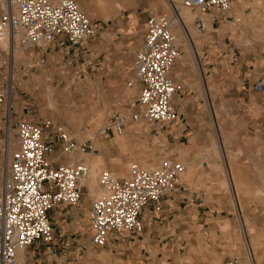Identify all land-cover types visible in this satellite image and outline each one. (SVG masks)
Returning <instances> with one entry per match:
<instances>
[{"label": "built area", "instance_id": "2783aa9c", "mask_svg": "<svg viewBox=\"0 0 264 264\" xmlns=\"http://www.w3.org/2000/svg\"><path fill=\"white\" fill-rule=\"evenodd\" d=\"M0 2L4 4L0 13V49L7 56L14 53L17 44L31 48L59 42L81 47L100 30L99 21L93 20L77 0ZM166 2L167 10L147 7L143 38L134 52L132 80L127 85L139 87L137 110L130 114L112 112L99 128L102 134L121 136L132 122H174L178 117L175 97L180 85L174 82L172 72L182 51L174 26L177 22L185 24L181 11L193 13L194 27L206 33L212 23L226 20L234 5V0ZM253 87L264 94V75ZM3 105L5 128L16 135L18 147L0 174V264H27L19 254L36 242H53L51 210L60 204H79L84 178L90 172V165L84 160L55 162L48 154L59 148L62 155L69 156L76 151H93L94 147L90 138L78 144L63 125L51 119L35 122L14 118L8 87L0 88V106ZM10 144L8 141V149ZM184 171L185 163L171 157L153 167L133 162L127 177H118L111 169L103 170L100 182L104 191L92 200L89 212L95 230L90 243L103 247L111 232H142L143 210H161L165 197L182 186ZM238 214L246 256L235 255L225 264H258L241 208Z\"/></svg>", "mask_w": 264, "mask_h": 264}, {"label": "rangeland", "instance_id": "374dc122", "mask_svg": "<svg viewBox=\"0 0 264 264\" xmlns=\"http://www.w3.org/2000/svg\"><path fill=\"white\" fill-rule=\"evenodd\" d=\"M77 1L80 7L93 20L102 21L105 25H109L110 28L105 29L101 37H105L107 53L110 51L116 57L120 55L130 63L127 76L123 77L120 75L121 71L114 74L112 70H115L116 64L112 67L103 68L104 71L99 72L100 74L92 75L87 64H82L81 62L72 63L64 59L58 61V56L60 55L49 65L43 66L31 59L29 49L19 44L16 46V52L7 57L3 68V70L5 69L4 75L0 76V88L8 87L11 91V107L14 118H18L14 115L18 111L23 115L21 119L25 120L41 122L44 119H51L63 125L78 144L88 138H90L94 148L100 140L106 144L105 157L103 152L102 159L94 162V167L92 168L98 171V177L96 178L98 192L93 194V191H90L85 181L83 182L85 191L81 199V205L86 204V207H83L86 209L84 219L76 221L69 217L65 220L66 217L60 216L56 210L59 207L52 211L54 215L53 222L57 227L56 231L59 230L61 232L65 227L74 229L80 224L84 226L81 229L82 233L78 235V239L82 243L81 249L78 248V241L75 242L77 245L74 248L66 246L64 242L67 233L65 232L62 235L64 241H61L62 247L58 249L61 258L67 262H72V264H115V262L116 264H118L117 262H120V264H134L133 257L131 255L130 257L127 256L125 247L119 248L120 253H110L109 255L104 252L108 248L96 247L89 242L87 244L85 242L89 240L90 236L87 221L91 202L103 192L100 182L102 171L112 169L118 177H127L133 162L153 167L163 158L169 156L177 158L185 163V173L183 172L181 178L185 184L188 182L192 188L201 189L202 192L206 191L205 195L207 196L214 193L220 198V203H229L234 212H238V208H243L246 196L249 199L259 200L264 210V124H208L194 126L197 129L195 138L198 141L197 145L194 146V151L200 157L197 160L195 159V161L189 157V153L183 149V145L167 143L166 140H163L154 132L143 131L135 133L133 131L130 132L128 127L124 135L105 136L99 131L103 120L112 112L122 111L130 114L131 110L126 109L128 101L136 99L139 93L137 85L133 88H129L126 85L127 79L132 78L134 52L141 43L143 35L142 22L145 14L140 12L137 7L140 3L146 2L147 6H155L159 10H167V2L166 0ZM3 5L0 2V13ZM89 5L96 6L93 13L88 10ZM262 8H264V0H234L233 9H235V12L242 13L243 17L235 24L233 23L234 21L229 22L228 28L230 32H227V29H219L216 34L221 38L225 35H231V38L235 36L237 42L241 39V43L244 40L243 43L246 45H255L257 38L256 24L261 16L259 10ZM182 12H184L185 22L189 30L199 42L201 34L192 23L193 13L191 14L187 10ZM204 17L208 18V15L205 14ZM133 18L136 21L139 20L140 23V28L135 34V39L137 40L136 43L125 48V45L118 39L116 32L119 30L118 26L121 23L127 25ZM180 30L178 26H174L176 37L182 44L184 43V52L179 59V61L183 62L182 64H185L183 65V75L191 80L194 79L200 86L197 93H192V99L188 101L191 105L195 104L196 115L209 119V121L216 116L218 122H223L222 119L225 117H264V94H257V98L251 99L260 103L259 108L252 109L251 105L247 104L245 100H238L235 95L226 93L224 89L226 84L225 69L218 66V62L211 65L206 64L212 60V57L206 59L202 57L205 77L202 81H198V71L195 67L198 60L195 52L193 56L195 49L191 51L186 47L185 37L180 33L182 31ZM98 37L94 38V40L92 39V41L97 42ZM21 65H25L27 68L23 69L20 67ZM105 69L111 70L106 71ZM175 70L177 71L176 68ZM200 70L202 72L201 67ZM102 73L104 76H101ZM233 81L240 84L238 79H233ZM204 85L208 86L209 90H205ZM130 96L132 97L129 99ZM175 101H177V98H175ZM183 104L185 103L183 102ZM24 106L26 107L25 112L22 111ZM4 117L6 118V108L3 105L0 106V174L9 164L12 152L18 147L16 135L5 128ZM142 123L147 124L145 122ZM148 128H150V125H148ZM95 136L96 138L98 137L97 140ZM121 137L127 139L128 147L125 149L121 147ZM220 139L224 142V149L220 145ZM8 141L11 143L9 149ZM74 153L78 154L75 158L76 161L79 160L77 157L80 156L81 160L86 161L88 164L93 155V151L90 150L87 152L76 151ZM56 156L70 161L69 156L62 155L59 148L56 150ZM224 158L227 159L226 164L229 170L225 169ZM203 160L208 161L211 169L215 171L213 170L209 173L201 172L204 168ZM247 165H252L254 171H240ZM199 176H201V179H198ZM208 184L212 185V190H209L210 186ZM247 224L250 227L249 220ZM81 226L79 227L81 228ZM251 242L257 262L260 264L261 253L255 243ZM166 249L169 251L168 255L166 254ZM176 250V245L171 248L166 247L159 254L151 250L150 254L147 253L140 260L147 262L145 264H184L182 258L178 262V252ZM101 252H104L105 256H101L100 260H98L97 256L99 258Z\"/></svg>", "mask_w": 264, "mask_h": 264}, {"label": "crops", "instance_id": "0c3cea01", "mask_svg": "<svg viewBox=\"0 0 264 264\" xmlns=\"http://www.w3.org/2000/svg\"><path fill=\"white\" fill-rule=\"evenodd\" d=\"M147 7L148 6L146 2L140 3V5L137 7L140 12L145 14L143 19L144 21L142 22V32L144 31L146 22ZM95 9L96 6L94 7L89 5L88 10L91 13H93ZM259 13L261 16L256 24V44L252 46L243 43L244 40L241 43V39L239 42H237L235 36L231 38V35H225L223 38H221L216 34L217 30L219 29H227L226 31L230 32L228 28L229 22L234 21L233 23L235 24L240 20L241 17H243L242 13L235 12V9H232V11L229 13V17L226 20L221 21L217 25L212 23L208 32L201 33L198 31L201 34V39H199V42L196 40L191 31L190 37H187L185 31V34H183L180 30V33L185 37L184 42L186 47L191 51L195 49V51H193V56L195 52L198 63L196 61L195 62L199 68L198 69L195 64V67L198 71V81H202L205 77L202 57L205 59L212 57V60L206 64L211 65L213 63L215 64V62H218V66L225 69V92L235 95V98L238 100H245L247 104L251 105L252 109H257L260 107V103H258V101L255 102L251 99L257 98V94H260L254 89L253 86L255 81L260 76L264 75V8L260 9ZM130 22L127 25H123L121 23L118 26L119 30L116 32L117 37H119L118 39L125 45V48L128 47V45L131 46L136 43L137 39H135V34L140 28L139 20L136 21L135 18H133ZM98 24L100 25L99 32L94 37L89 39L83 46L77 48L69 47L66 45H61L59 42H54L45 46H34L27 48L31 52V59L43 66H46L52 63L53 60L56 59L58 55H60L58 56V61H61L60 59H64L69 60L72 63L81 62L82 64H87L92 75L100 74L99 72L104 71L103 68L112 67L114 64H116L115 70H112L114 74L118 73V71H121L120 75L123 77L127 76L130 69V63H128L127 60L122 58L120 55L116 57V55L110 51L107 53L105 37H101L103 31L110 28L109 25H105V23L102 21H99ZM97 36H99L97 38V42L92 41V39L94 40V38ZM179 42L182 47V55L184 52V43L182 44L180 40ZM188 44L192 45L191 48L188 46ZM7 57L8 56L0 49V76L4 75L3 73L5 69L3 70V68L5 67ZM180 62L181 61L178 60L172 72L174 82L180 85V89L175 97L177 98V101H175V108L178 111L177 119L174 122L166 123L149 122L147 124H143L132 122V124L130 123L127 126V128L129 127L128 129L130 132H154L163 140H166L167 143L177 144L180 146L183 145V149L186 150V152L189 153V157L195 161V159L197 160L200 157L196 151H194V146H196L198 143L197 139L195 138L197 129L194 126L208 124H264V117L259 116H237L234 118L225 117L222 119L223 122H218V118L216 116L210 121L209 119L198 117L196 115L197 110L195 104L191 105L188 103V101L192 99V93H197V90H199L198 88L200 86L194 79L191 80L184 77L183 65L185 64ZM20 67L23 69L27 68L25 65H21ZM200 67L202 68V72ZM105 70L110 71L111 69ZM102 75L103 73L101 76ZM233 79L240 80V84L234 83ZM130 80H132V78L127 79L126 85ZM204 86L205 90H207L208 86ZM127 87L129 86L127 85ZM131 97L132 96H130L129 99ZM137 98L133 101L130 99L126 109L131 111L137 110ZM183 102L185 104H183ZM25 110L26 107L24 106L22 111L25 112ZM14 115L18 118L23 117V115L18 111H16ZM45 120L47 119H44L41 122ZM148 125H150V128H148ZM100 141L105 157L106 144L104 141ZM220 145L223 149L225 148L222 139H220ZM57 149L58 148H54L53 151L48 154L49 158H55V162L66 161L67 159L58 158L56 156ZM76 156H78V154L75 153L69 156L70 162H75ZM203 161L204 168L201 172H212L214 169H211L208 161ZM226 162L227 159L224 158L223 164L225 169L229 170ZM240 171L253 172L254 169L252 165H247ZM200 177L201 176H199L198 179H201ZM249 181H251V179H249ZM208 186H210L209 190H212V185L208 184ZM84 189L85 185L83 187V191H85ZM205 194L206 191L202 192L201 189L192 188L188 182L185 184L182 180V186L180 189L177 192L169 194L165 197L164 205L161 210L156 211L150 207H146L143 210L142 216L145 220V228L142 232L119 234L111 232L108 235L107 244L100 248H108L105 249L104 252L110 255V253H120L119 248L125 247L127 256L130 257L131 255L133 257L134 264L147 263L140 259H142V257L147 253L150 254L151 250L159 254L161 250H164L166 247L171 248L175 245L177 247L176 251L178 252V262L182 258L184 264H225L235 255L239 254L242 257H245L244 241L240 231V218L238 212L232 211V207L229 203H220V198L214 193L210 194L209 196ZM243 204L242 212L246 217L245 219H247L246 222H248V220L250 221V227L248 226L250 231V241L255 243L259 252L261 253L260 264H264V210L262 209L259 200H254L253 198L249 199L247 196L245 197ZM58 207L59 209H56ZM83 207H86V204L81 205V201L77 205L60 204L51 210L52 220L54 219L52 211L55 209L57 212H59L60 216L66 217L65 220H67L69 217L76 221L79 219H84L86 216V209ZM81 225L82 224L79 226ZM79 226L75 227L74 229L65 227L63 231L61 230V232H59V230L56 231L57 227L54 225L55 232L53 242L34 243L32 246L20 253L21 260L27 264H72V262H67L61 258L58 249L62 247L61 241H64L62 239V235L65 232L67 233L64 242L66 246H72L74 248V246L77 245L75 242L78 241V248H82V243H80L81 241L78 239V235L82 233L81 229L84 226L82 225L81 228ZM87 226L90 236L89 240L85 241L86 244L88 242L90 243L95 232L93 226L90 224L89 218L87 221ZM166 250V254L168 255L169 251L168 249ZM104 252H101L99 258L97 256L98 260H100L101 256H105ZM117 263L120 264V262Z\"/></svg>", "mask_w": 264, "mask_h": 264}, {"label": "bare ground", "instance_id": "6f19581e", "mask_svg": "<svg viewBox=\"0 0 264 264\" xmlns=\"http://www.w3.org/2000/svg\"><path fill=\"white\" fill-rule=\"evenodd\" d=\"M185 10V9H184ZM182 10V11H184ZM181 11V14H183L184 12ZM189 13H191L189 10H187ZM192 14V13H191ZM193 14H192V20H193ZM184 21L186 20L185 19V15L183 14L182 15ZM190 17V16H189ZM176 26H178L182 31H183V34L184 31H187L188 34H189V37H190V30L188 29L187 27V23L185 22V24H182L180 22H177ZM175 33V32H174ZM188 46L191 48V44H188ZM16 52V48H15V51L14 53ZM12 73V72H11ZM71 134V133H70ZM125 134V133H124ZM123 134V135H124ZM72 135V134H71ZM98 138V137H97ZM96 136H95V139L97 140ZM120 144H121V147L122 148H127L128 147V142H127V139L125 137H121L120 139ZM102 144L100 141L97 142L96 144V147L95 149L93 150V155L92 157L90 158V161L89 162V165H90V172L89 174L84 178V181L85 183L87 184L88 188L90 189V191L92 190L93 191V194L94 193H97L98 192V188H97V184H96V181H97V177H98V171L97 170H93L92 168L94 167L93 163L94 162H98L102 159L103 157V149H102ZM73 154H70L69 156H71ZM77 159H81V157H77ZM152 166V165H151ZM150 167V166H149ZM185 173V172H184ZM104 191V190H103ZM103 193V192H102ZM91 194V193H90ZM20 255V254H19Z\"/></svg>", "mask_w": 264, "mask_h": 264}]
</instances>
